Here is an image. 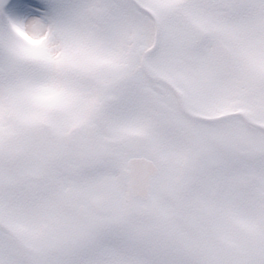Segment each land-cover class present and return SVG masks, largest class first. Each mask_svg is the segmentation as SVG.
Here are the masks:
<instances>
[{
  "label": "snow or ice",
  "instance_id": "snow-or-ice-1",
  "mask_svg": "<svg viewBox=\"0 0 264 264\" xmlns=\"http://www.w3.org/2000/svg\"><path fill=\"white\" fill-rule=\"evenodd\" d=\"M0 264H264V0H0Z\"/></svg>",
  "mask_w": 264,
  "mask_h": 264
}]
</instances>
